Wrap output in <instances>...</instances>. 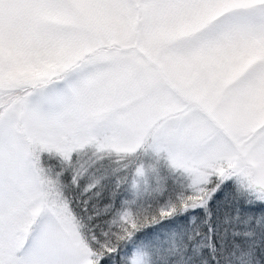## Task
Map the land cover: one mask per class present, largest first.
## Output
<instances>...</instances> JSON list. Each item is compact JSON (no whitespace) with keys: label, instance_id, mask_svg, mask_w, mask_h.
<instances>
[{"label":"snow or ice","instance_id":"1","mask_svg":"<svg viewBox=\"0 0 264 264\" xmlns=\"http://www.w3.org/2000/svg\"><path fill=\"white\" fill-rule=\"evenodd\" d=\"M0 264H264V0H0Z\"/></svg>","mask_w":264,"mask_h":264}]
</instances>
